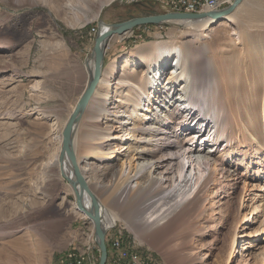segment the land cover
Here are the masks:
<instances>
[{
    "label": "rangeland",
    "instance_id": "obj_1",
    "mask_svg": "<svg viewBox=\"0 0 264 264\" xmlns=\"http://www.w3.org/2000/svg\"><path fill=\"white\" fill-rule=\"evenodd\" d=\"M139 4L0 0V264H65L72 243L88 242L89 237L96 241L97 257H90L92 246L83 257L99 264L95 222L77 206L76 192L61 171L62 134L88 84L101 22L146 16L149 4L156 13L170 11L147 1ZM226 16L220 21L146 25L114 35L90 102L100 107V136L98 131L89 139L78 131L81 136H74L77 161L90 189L118 222L109 230L114 223L106 225L98 212L108 228L106 243L111 247L109 234L121 231L128 249L139 252L146 264H264V0H243ZM92 27L98 29L94 36ZM145 46L149 51L138 55ZM163 47L183 49L179 65L186 71L171 75L175 86L170 89L167 77L181 67H168L164 59L150 66L149 59ZM173 57L169 60L174 64ZM158 70L163 74L160 86L152 80ZM192 80L200 82L203 96L194 102L196 114H204L199 119L211 132L205 140L196 136L192 141L183 134L178 141L195 152L209 151L211 166L217 160L235 176L225 181L229 193L214 192L215 178L202 193L201 204L181 210L179 179L174 188L146 186L144 173L139 180L135 172L142 160L129 149L127 137L120 140L123 131L111 120L115 105L118 113L135 115L133 119L137 111L146 113L136 106L149 92L180 101L181 90ZM106 106L112 111L109 118L103 114ZM182 111L186 117L187 111ZM85 113L77 130L82 132L88 122L83 132L93 131L95 119ZM112 123L116 126L110 131L106 125ZM146 135L139 132L138 139ZM214 136L215 141H207ZM186 161L184 173L194 178L197 171L192 169L198 165ZM209 166L200 167L204 174ZM136 179L140 184L128 197H120L121 187L134 186ZM139 194L143 200L134 206ZM154 209L170 213L168 221L147 224Z\"/></svg>",
    "mask_w": 264,
    "mask_h": 264
},
{
    "label": "bare ground",
    "instance_id": "obj_2",
    "mask_svg": "<svg viewBox=\"0 0 264 264\" xmlns=\"http://www.w3.org/2000/svg\"><path fill=\"white\" fill-rule=\"evenodd\" d=\"M147 6L154 10V8L151 7L150 5H147ZM168 10H170V11H163V12H174L171 9H168ZM226 18H230V16H226ZM199 21H202V20H199ZM154 25H156V24H154ZM140 26H142V25H140ZM105 28L106 27L104 26L102 28V30H105ZM102 30H101V26H100V32ZM148 49H149L148 46L140 48V50H138L139 51L138 55H142V53H146L147 51H149ZM182 50L183 49H180V48H177V49H173V48L171 49L170 48L169 49V48L163 47L151 59H149L150 60V66H152L153 64L155 65V64H157V62L164 59V61L168 65V67L170 65H171V67H173V65H175V67H177V68L181 67V71L178 72V70H177L176 72H172L167 78L170 79L171 75L173 76V74H175V73H176V75H174V77H177L179 75V73L184 75L186 70L183 71L182 65H179L181 63L180 58H184ZM171 55L174 56L173 58H176V62L174 64H173L174 59L169 60V57H171ZM156 75L157 76H153L152 80L155 81L156 86H160V84H161L160 80L162 79V75H163L161 70H158ZM185 76L188 79L189 74H186ZM167 78L165 77V79H167ZM191 82L189 84H187V87H184L185 91L183 89L181 90L180 98L182 100H180V101L179 100H175V101L166 100L165 96H163L162 99H159V97H157L155 93L149 92V94L145 96L144 100L143 101L141 100L143 103L142 102H139V104L136 103V104H138V106H136V107H138V108L143 107L145 109L146 113L142 110L137 111L136 112L137 118L133 119V116H135V115L127 114L124 111L122 112V114L118 113L120 111L119 110L120 107L118 105H115V107L113 109V113L116 115V117H114L111 120L114 124L117 123L118 124L117 126H120L121 130L123 131V134L119 135L120 140H123L124 136L127 137V140L131 141L130 145H129V149L133 152L134 156L137 155L142 160V162L136 166V172H135V175H137V178L139 180H140V176L143 175L142 173H144V174L148 175V176H146V178L148 179L146 184H145L146 186L149 184L151 185L152 183L155 184L157 187L166 186L168 184V185H171V188H174L175 184L177 183V180L179 179L178 185L180 186L181 192L179 194L180 199L178 202L179 203L178 207H179V209L181 208V210H182V208H184V206H187V205H193L194 206V205H198L200 202H202L204 200L202 198V193H204L205 190L207 191L209 189L210 183L215 178L218 179L217 180L218 183H216L215 186L213 185L214 186L213 187L214 192L218 193L219 191L224 190L225 193L226 192L229 193V187L225 181L228 180L229 176H232V178H233V176H235L225 166H221V164L218 163V161L216 159H215L216 161H214V163L211 166L210 165L211 161H212L211 159L213 157L209 154V151L207 152L206 150H204V151L200 150V151L195 152L194 147H192V148L187 147L184 142L178 141V140H180L179 138H181V136L183 134H186V136H188V139L192 140V141L195 140L196 136L198 137V139L205 140L206 139V133L209 134L211 132L210 129H209L210 131L209 130L207 131L209 126L205 125L202 122L201 118L199 119V117H204V114L202 112H199L198 114H196V112H198L197 109L199 107L197 105H195L194 102H195V100L200 101L201 98H203L201 93L198 92V90L202 89V88H200L201 87L200 82L197 80H192ZM166 84L172 85L171 87H169V89L174 88V86H175L174 83L172 82V80L167 81ZM140 91H139V93H141ZM187 92H188V94H187ZM200 103H202V102H200ZM90 104H88L84 113L86 112L85 114H87V116L95 119L94 124L92 126L93 131H89V132L87 131L88 133L83 132L84 129H87L88 122L87 123L84 122L82 124V126L80 125L83 128V130H82L83 133L81 132V130L80 131L77 130V126H76L74 129V132H73V146H74V136L76 137V133L80 136L82 134L83 139H89L97 131H98L97 134L99 133V130H100L99 127L100 126L98 124L100 122H103L102 119L100 120V118H99V112H100L99 108L100 107L99 106H98L99 108L96 107L97 104L96 105H90ZM98 104H100V103H98ZM108 104H112V102L107 103L106 105H108ZM154 104H157V105H154ZM107 107L108 106H106L105 112L103 113V114H105V116H104L105 118H109L110 115L112 114V111L110 110V108L108 109ZM184 107H189V108H188V110H186ZM182 110L187 111L186 117H184V115H181V113L183 112ZM84 113H83V115H84ZM194 114H195V116H193ZM141 122H143V123L146 122V124L142 125ZM113 123L108 125V126L106 125L107 129H109L110 131L114 130V128L116 126V125L114 126ZM130 125H132V126H130ZM77 131L80 132L81 134L78 133ZM84 131H86V130H84ZM138 131L142 134H147V135L144 136V138L140 137L138 139V133H139ZM165 136H168L169 140L164 141V138H166ZM215 136L212 139H210V137H209L208 138L209 140H207V141H211V142L215 141V139H216ZM93 137H92V139H93ZM174 146H175V148H173ZM74 149H75V146H74ZM173 150H176V151L173 152ZM152 153H156L154 160H152V158H151ZM175 155H177V156H175ZM181 158H183L184 161L188 160L189 162H191L192 164H194L196 166L198 165L197 167L192 169L194 171L195 170L197 171V172H195V176L191 175L194 178L189 177L186 173H184L186 165H185L184 161L181 162ZM174 164H176L177 167ZM202 165H205V166L210 165L211 166V167L209 166V168H206V170L208 172L207 174H204L202 172L204 170V169L200 168V167H202ZM90 168H91V166L89 168H87L86 170L84 168L85 172L88 173ZM83 176H85V175L83 174ZM229 179H231V178H229ZM139 180L136 179V184H134V186L127 184L125 187L124 186L121 187V189L118 192L119 196L120 197H125V196L128 197V195L133 190L132 188H135L136 186H138L140 184ZM155 185H154V187H156ZM141 198L142 197L140 196V194H139V196H136V201L134 200V202H133V204L136 202L134 206H136V205L138 206L140 204V202L143 200V199L141 200ZM85 200H86V202L84 203V205H85V207H87L88 210H90L91 198H89V196L87 194H86ZM86 203H88V205H86ZM97 207H98V212L101 211V213L104 215V217H105L104 222L106 223V225L113 224L114 220L116 218L115 215L113 213L109 212L106 207L102 206L100 202H99ZM98 214H100V213H98ZM169 214H167L166 211L158 213L156 211V209H154V210H152V213L148 215L147 224H149V225L156 224V223L161 224L162 221H164V220L168 221V219H169L168 217L170 216ZM109 227H110V225H109ZM128 248H130V247H128ZM92 263L93 262H87V260L84 257H82V264H92Z\"/></svg>",
    "mask_w": 264,
    "mask_h": 264
},
{
    "label": "water",
    "instance_id": "obj_3",
    "mask_svg": "<svg viewBox=\"0 0 264 264\" xmlns=\"http://www.w3.org/2000/svg\"><path fill=\"white\" fill-rule=\"evenodd\" d=\"M243 0H234L232 4L219 11H208L202 13H185V12H162L157 14H149L146 16L133 17L127 21L116 22L115 24H107L101 22L105 26V30L98 33L95 45L93 48V66L90 68L89 64V79L85 91L79 98L71 117L63 128L61 152L59 155V162L61 171L64 177L72 185L74 192H76L77 206L87 214L89 218L95 222L96 238L99 244L101 259L99 264H106L108 253L106 243L107 227L101 222L98 215V197L87 183V178L83 176L82 169L73 146V132L78 122L81 120L84 111L88 104L92 101V97L96 92L103 73V64L106 56V50L114 35L124 34L137 26L146 24L162 25L163 23H182L193 22L211 18L214 21H220L225 15L232 14ZM68 161V163H66ZM86 194L91 198L90 210L85 207Z\"/></svg>",
    "mask_w": 264,
    "mask_h": 264
},
{
    "label": "built area",
    "instance_id": "obj_4",
    "mask_svg": "<svg viewBox=\"0 0 264 264\" xmlns=\"http://www.w3.org/2000/svg\"><path fill=\"white\" fill-rule=\"evenodd\" d=\"M134 3L151 2L162 7L165 10L181 11L185 13H202L208 11H218L232 4L233 0H129ZM93 36L98 32L97 27H92ZM118 222L109 227V230L115 228ZM108 230V229H107ZM121 232V231H120ZM109 234L111 247L109 249L110 257L106 264H146L143 256L134 249H128L122 234ZM82 252H69L64 258L65 264H82Z\"/></svg>",
    "mask_w": 264,
    "mask_h": 264
},
{
    "label": "crops",
    "instance_id": "obj_5",
    "mask_svg": "<svg viewBox=\"0 0 264 264\" xmlns=\"http://www.w3.org/2000/svg\"><path fill=\"white\" fill-rule=\"evenodd\" d=\"M82 44L84 45V42H82ZM80 51H84V49L83 48H80ZM86 63V62H85ZM89 73H90V71H89ZM79 232V231H78ZM90 236H94V234H93V232H91V234H90ZM95 238V240H97V238L96 237H94ZM88 246H92V248H91V250H90V252H89V254H90V257H91V255H92V257H94V260L96 259V251H97V245H96V241L95 242H93V239L91 238V237H89V241L88 242H83V241H79V243L78 242H73L72 243V245H71V247L68 249V250H66V252H65V255L64 256H67L68 255V253L69 252H83V251H85L86 250V248L88 247ZM84 249V250H83Z\"/></svg>",
    "mask_w": 264,
    "mask_h": 264
},
{
    "label": "trees",
    "instance_id": "obj_6",
    "mask_svg": "<svg viewBox=\"0 0 264 264\" xmlns=\"http://www.w3.org/2000/svg\"><path fill=\"white\" fill-rule=\"evenodd\" d=\"M149 5H150V4H149ZM150 6H152V5H150ZM149 14H156V10L153 11V9H151V11H150L147 15H149ZM146 25L155 26L154 24H146ZM146 25H142V26H146ZM142 26H137V27H142ZM137 27H135V28H137ZM109 249H110V247H109V243L107 242V253H108V259H109V257H110Z\"/></svg>",
    "mask_w": 264,
    "mask_h": 264
}]
</instances>
